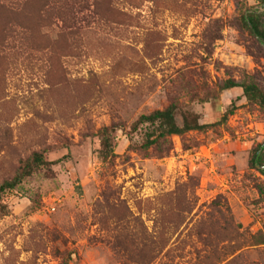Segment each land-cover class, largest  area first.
<instances>
[{"label": "rangeland", "instance_id": "obj_1", "mask_svg": "<svg viewBox=\"0 0 264 264\" xmlns=\"http://www.w3.org/2000/svg\"><path fill=\"white\" fill-rule=\"evenodd\" d=\"M264 0H0V264H264ZM255 13V12H254ZM200 129L142 148V114ZM110 129L113 155L100 153Z\"/></svg>", "mask_w": 264, "mask_h": 264}, {"label": "trees", "instance_id": "obj_2", "mask_svg": "<svg viewBox=\"0 0 264 264\" xmlns=\"http://www.w3.org/2000/svg\"><path fill=\"white\" fill-rule=\"evenodd\" d=\"M243 18L253 34L264 40V22L260 20V14L251 12L244 15ZM222 86V88L240 87L243 95L248 100L256 102L264 110V91L255 82L249 80L237 81L229 78L223 82ZM175 111L176 106L170 104L162 109H156L150 113L142 114L137 118L131 127L132 130L135 131L143 126L147 127L144 130V139L141 144L142 148L156 146L158 150V147L161 146L160 152H164L168 150L167 143L171 135H181L186 131L203 127L198 122L196 115L188 111H181L182 123L179 124L175 117ZM112 128L111 126L101 128L102 139L100 142V153L103 158L113 155V149L107 136ZM41 162H46L42 154L33 152L31 157L26 159L18 167L13 176L2 181L0 184V192L14 188L20 184L25 176L31 174L34 166ZM248 163L251 168L256 169L260 174L264 175V142L255 146Z\"/></svg>", "mask_w": 264, "mask_h": 264}, {"label": "water", "instance_id": "obj_3", "mask_svg": "<svg viewBox=\"0 0 264 264\" xmlns=\"http://www.w3.org/2000/svg\"><path fill=\"white\" fill-rule=\"evenodd\" d=\"M262 6V9H264V5H261ZM254 12H256V11H254Z\"/></svg>", "mask_w": 264, "mask_h": 264}]
</instances>
